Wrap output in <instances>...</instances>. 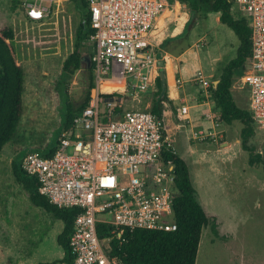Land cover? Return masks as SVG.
Returning a JSON list of instances; mask_svg holds the SVG:
<instances>
[{
	"label": "built area",
	"instance_id": "built-area-1",
	"mask_svg": "<svg viewBox=\"0 0 264 264\" xmlns=\"http://www.w3.org/2000/svg\"><path fill=\"white\" fill-rule=\"evenodd\" d=\"M44 1L52 0H23L29 20L49 15ZM228 1L249 20L251 30V53L233 87L246 90V109L264 135V0ZM86 2L94 29L88 104L61 132L51 156L27 152L21 167L37 178L38 192L50 203L78 209L68 238L71 264H123L109 255L111 237L100 238L99 226H111L118 237L120 229H176L173 165L161 159V152L172 148L164 122L149 110L125 107L128 95L154 85L157 59L148 38L168 0ZM103 82L112 86L103 90ZM193 137L215 134L200 130Z\"/></svg>",
	"mask_w": 264,
	"mask_h": 264
},
{
	"label": "rangeland",
	"instance_id": "rangeland-1",
	"mask_svg": "<svg viewBox=\"0 0 264 264\" xmlns=\"http://www.w3.org/2000/svg\"><path fill=\"white\" fill-rule=\"evenodd\" d=\"M177 4L190 12L187 4ZM169 7L170 13L163 21L172 35L178 32L182 19L174 23L175 11ZM64 8V13H52L38 23L25 24L19 21L22 15L14 0H0V26L16 19V36L32 46L30 52L23 50L27 54L21 58L23 111L11 140L0 150V264H37L64 254L56 240L63 222L34 205L11 170L15 157L32 150L42 152L59 139L67 103L80 102L87 89L83 65L70 76L62 70L65 57L74 49L80 22V13L71 2ZM197 16L198 12L192 14L184 29L169 37L164 46L178 51L177 55L190 48L188 56L214 59V72L218 73L224 62L235 56L236 49L224 47L229 38L218 29L226 25H214L212 15L199 24ZM165 33L163 27L158 37ZM40 40L45 41L36 44ZM93 46L90 38L83 51L92 52ZM217 53L222 54L221 60L216 59ZM110 86L104 84L102 89ZM231 91L236 104L246 108V90ZM154 99L151 91H141L129 103L149 110ZM222 126L223 139L205 140L204 144L187 141L189 148L182 155L192 174L197 200L208 216L216 220L218 230L215 235L210 225L202 229L195 264H264V172L261 164H249V154L240 145L242 123L234 120ZM224 139L228 142L226 147L220 145ZM249 144L264 159V135L257 128ZM174 150L181 153L183 146L177 143Z\"/></svg>",
	"mask_w": 264,
	"mask_h": 264
},
{
	"label": "trees",
	"instance_id": "trees-1",
	"mask_svg": "<svg viewBox=\"0 0 264 264\" xmlns=\"http://www.w3.org/2000/svg\"><path fill=\"white\" fill-rule=\"evenodd\" d=\"M73 1L80 13V22L76 30L74 49L63 61L62 70L69 76L81 68L80 57L84 42L90 39L94 33L86 0ZM178 1L188 5L190 14L198 12L199 15H205L211 11L219 12L220 21L228 25L237 36L239 45L236 55L221 68L219 81L215 88H211V94L219 112L220 121L231 124L234 120H239L242 123L240 145L249 154V164H261L264 172V159L255 151L254 146L249 144L251 136L255 133L252 118L247 109L241 108L235 103L231 94L234 76L244 69L251 53L249 20L238 14L228 0ZM12 37L13 32L10 27L0 28V150L4 144L11 140L23 111L24 72L14 55ZM86 71L88 84L84 97L78 103H67L63 113L62 130L69 128L74 116L88 104L94 82L92 68L90 67ZM152 94L155 99L152 101L149 111L164 122V102L167 101V97L164 78L161 76L156 78V86ZM58 140L50 147L47 145L40 153L46 157L51 156ZM25 154L15 157L11 162L14 179L26 190L34 205L43 208L63 222L62 231L57 235L56 240L64 250L62 260L71 264L72 256L68 247V238L78 209L58 207L38 192L37 178L26 173L21 167L22 157ZM161 159L164 162L170 161L173 165L174 184L177 191V196L173 200V217L176 229L173 231L120 229L118 231L120 237H118L110 233L111 226H99L98 236L100 238L111 237L109 255L118 256L123 264H195L202 229L210 225L213 233L218 235L216 220L206 215L196 198L186 162L172 148L164 149L161 152ZM37 264H44V262Z\"/></svg>",
	"mask_w": 264,
	"mask_h": 264
},
{
	"label": "crops",
	"instance_id": "crops-1",
	"mask_svg": "<svg viewBox=\"0 0 264 264\" xmlns=\"http://www.w3.org/2000/svg\"><path fill=\"white\" fill-rule=\"evenodd\" d=\"M22 2L23 0H14V5L15 7H17V9L21 11L20 13L22 16L20 17L19 21L20 22L24 21L25 24L29 22L38 23L44 20L45 18H50L52 13L54 14L60 13V12L64 13L66 10V8H64L65 4H69L70 2L72 3L75 10L78 11V9L76 8V4L73 0L44 1L43 3L48 5L50 8L49 15L40 21H31L26 17L25 10L22 6ZM178 2H179L178 0H168L166 13H163V15L157 18L155 26L153 30L151 31L149 38H148L150 43L153 45L155 56L157 59L156 69L152 73L154 85L152 89H150V91L152 93L153 89L155 88L156 78L160 76L159 70L160 68H162L163 74H164V82H165V94L167 97V101L164 102V111H163V121L165 125L166 135L168 136V140L173 150H174V145L177 143L183 146V151L181 153H178L175 150L174 152H176V154L180 156L186 162L187 167H188L187 161L182 156L186 154V150L189 148V144H187V141H190L191 143L197 141V142L204 144L205 140H214V139L217 140L218 138L223 139V137H225V133L222 129L223 127L222 125L224 124V122L220 121L218 118L219 112L216 109V106H215V103H214V100L211 94V88L216 87L219 81L220 73H221V69L218 73L214 72V66H215L214 61H213L214 59H211V61L210 60L207 61L206 58L203 59L196 55L188 56V52L190 48L180 52L177 55L178 51L164 46L165 42L168 40L169 37L175 36L176 34H178V32H181L184 29L183 26H185V23H187L192 16V14H190L189 11H183L181 9L182 6L177 4ZM169 6H172L173 7L172 9L175 11L174 16H175L176 21H174V23L177 22V20L179 21V18L182 19L178 32L172 33V35L170 34L168 27L165 29V26H164L165 24L163 21L166 14L170 13L169 11L171 10L170 9L171 7ZM219 14H220L219 12L211 11V12L206 13L205 15H200L195 18L199 21V24H202L205 22L206 19H208L212 15L211 20L214 25L222 24L220 26H225L226 24L220 21ZM14 20L16 19L12 18L11 23L7 25H3L2 27L7 26L12 29L13 37L11 38V43L13 46L14 55L16 57V60L21 64L23 68V72H24L23 62L21 58L25 57L24 54H27V53H24V51L30 52L32 50V46L30 43L25 42L24 39H20L18 36H16L14 25L15 24L17 25V23ZM226 26L220 27V29H218L220 30L221 33H224L226 37L229 38L228 44H225L224 47H227L229 45V47L233 49L235 48L237 50V47L239 45L238 38L233 32V30L228 25ZM163 27H164V31H166L167 33H165L163 37L159 38L158 37L159 31ZM22 34H25V32L22 31ZM33 40L35 41V39ZM44 41L45 40L36 41V44L44 42ZM83 48H82V55L87 54L90 57L92 52H84ZM217 55L218 56L216 57V59L221 60L222 54L217 53ZM235 55H236V52H235ZM159 61L162 62L160 66L158 65ZM81 62H84V64L85 63L87 64V69L91 67V62L89 64V62L86 59H83ZM225 64L226 63L224 62V65ZM236 76L237 74L234 76V79L236 78ZM203 81H205L206 83H204ZM233 88L237 89L233 87V83H232L231 90ZM231 94H232V91H231ZM135 97L136 96L133 95V97L130 96V98L126 100L125 102L126 108H137L129 103V101L133 100V98ZM182 106H186L187 108L186 113L181 112ZM245 107H247V105H245ZM200 130L211 131L213 134H215V137L214 138H210V137L195 138L193 137V133L200 131ZM225 141L226 139H224V141H222L220 145H222L223 147L228 146V142H225ZM188 172H189V177H190V181L192 184V180H191L192 174L189 170V167H188ZM195 193H196V190H195ZM206 215L208 216L207 213ZM62 257L53 259L51 261L60 260L62 259ZM47 262H50V261H47Z\"/></svg>",
	"mask_w": 264,
	"mask_h": 264
},
{
	"label": "water",
	"instance_id": "water-1",
	"mask_svg": "<svg viewBox=\"0 0 264 264\" xmlns=\"http://www.w3.org/2000/svg\"><path fill=\"white\" fill-rule=\"evenodd\" d=\"M83 59H86V60L89 62V64H90V62H91V58L89 57V55H87V54L82 55V56L80 57V61H82ZM161 64H162V62L159 61V62H158V65L160 66ZM159 72H160V76H161L162 78H164V74H163V70H162V68H160Z\"/></svg>",
	"mask_w": 264,
	"mask_h": 264
},
{
	"label": "bare ground",
	"instance_id": "bare-ground-1",
	"mask_svg": "<svg viewBox=\"0 0 264 264\" xmlns=\"http://www.w3.org/2000/svg\"><path fill=\"white\" fill-rule=\"evenodd\" d=\"M166 10H167V7L164 9V11L160 14V16L161 15H163V13H166ZM104 84L106 85V84H108L107 82H103L102 83V85H101V87H104ZM108 85H110V84H108ZM112 86V85H111Z\"/></svg>",
	"mask_w": 264,
	"mask_h": 264
},
{
	"label": "flooded vegetation",
	"instance_id": "flooded-vegetation-1",
	"mask_svg": "<svg viewBox=\"0 0 264 264\" xmlns=\"http://www.w3.org/2000/svg\"><path fill=\"white\" fill-rule=\"evenodd\" d=\"M82 65L84 67V70H87V64L86 63L84 64V62H82Z\"/></svg>",
	"mask_w": 264,
	"mask_h": 264
}]
</instances>
